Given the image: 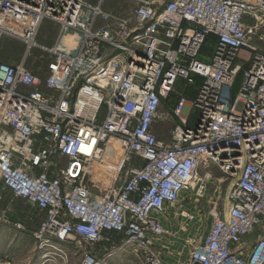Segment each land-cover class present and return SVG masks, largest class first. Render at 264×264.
I'll return each instance as SVG.
<instances>
[{"label":"built area","instance_id":"2783aa9c","mask_svg":"<svg viewBox=\"0 0 264 264\" xmlns=\"http://www.w3.org/2000/svg\"><path fill=\"white\" fill-rule=\"evenodd\" d=\"M105 1L0 0V43L54 55L44 79L27 57L0 58V201L24 198L45 214L42 246L110 244L117 234L152 250L167 232L161 215L218 163L238 181L188 264H264V0H130L127 15ZM46 19L60 26L53 48L37 42ZM173 98L167 142L155 125ZM112 140L122 158L94 197L84 172Z\"/></svg>","mask_w":264,"mask_h":264},{"label":"rangeland","instance_id":"374dc122","mask_svg":"<svg viewBox=\"0 0 264 264\" xmlns=\"http://www.w3.org/2000/svg\"><path fill=\"white\" fill-rule=\"evenodd\" d=\"M88 1L93 4L99 2ZM134 7L135 4L130 0H106L104 3L105 9L120 15L131 14ZM59 30L57 23L44 20L37 37L38 44L53 48ZM67 42L75 44L72 37H68ZM248 55L242 51L238 63L244 65L242 58H247ZM26 57L28 65L44 79L48 63L54 59V55L38 46L28 52L26 44L20 40L6 38L1 41V59L19 64ZM200 57L206 59L207 55L202 53ZM184 85L185 81L181 79L178 87L182 89ZM238 85L237 83L233 90L234 95L239 89ZM169 101L162 105L163 116L167 119L155 125L159 138L167 142L171 140L170 131L178 122L171 115ZM198 117L199 110L195 108L191 113L190 124L194 125ZM121 158V147L112 140L108 143L101 162L87 164L83 184L92 196L103 194ZM236 184L237 176L232 175L222 164L214 163L209 168H202L190 188L184 192L181 202L161 215L160 220L167 232L152 250L138 249L137 245L128 246L125 237L117 234L113 236L114 243L110 244H92L77 239L73 244L58 241L42 246L38 232L45 214L26 199L8 195L0 201V264H83L87 255L97 258L94 264H153L156 258L160 260V264H188L194 248L209 233L213 215L227 210L229 194ZM16 224L25 226L26 230L17 228Z\"/></svg>","mask_w":264,"mask_h":264},{"label":"trees","instance_id":"16d2710c","mask_svg":"<svg viewBox=\"0 0 264 264\" xmlns=\"http://www.w3.org/2000/svg\"><path fill=\"white\" fill-rule=\"evenodd\" d=\"M215 42V38L214 37H210L209 40H207L203 53L208 55V49H212L211 47L214 45ZM208 45H211V47H208Z\"/></svg>","mask_w":264,"mask_h":264},{"label":"bare ground","instance_id":"6f19581e","mask_svg":"<svg viewBox=\"0 0 264 264\" xmlns=\"http://www.w3.org/2000/svg\"><path fill=\"white\" fill-rule=\"evenodd\" d=\"M231 174L234 175V176H237V181H238L239 172H237V171H235V170L233 169V171L231 172ZM229 196H230V194H229ZM228 206H229V200H228ZM226 211H227V210H226ZM54 242H56V241L47 240V241L44 242L43 246L46 245V244H49V243H54ZM132 245L136 246L137 244H136V243H135V244L133 243ZM137 248H138V245H137ZM94 263H95V262H94ZM94 263H93V264H94ZM88 264H92V263H88Z\"/></svg>","mask_w":264,"mask_h":264},{"label":"water","instance_id":"95a60500","mask_svg":"<svg viewBox=\"0 0 264 264\" xmlns=\"http://www.w3.org/2000/svg\"><path fill=\"white\" fill-rule=\"evenodd\" d=\"M175 101H176V98H173L169 102H170V104H173Z\"/></svg>","mask_w":264,"mask_h":264},{"label":"crops","instance_id":"0c3cea01","mask_svg":"<svg viewBox=\"0 0 264 264\" xmlns=\"http://www.w3.org/2000/svg\"><path fill=\"white\" fill-rule=\"evenodd\" d=\"M155 129H157V127L155 126ZM156 132H158V130H156ZM158 134V133H157ZM23 235H26V236H28L27 234H25V233H23Z\"/></svg>","mask_w":264,"mask_h":264}]
</instances>
